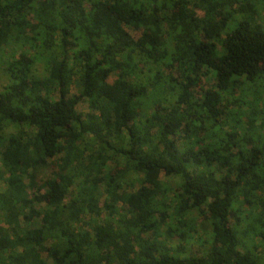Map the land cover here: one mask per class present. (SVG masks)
Instances as JSON below:
<instances>
[{
    "label": "trees",
    "instance_id": "1",
    "mask_svg": "<svg viewBox=\"0 0 264 264\" xmlns=\"http://www.w3.org/2000/svg\"><path fill=\"white\" fill-rule=\"evenodd\" d=\"M263 13L0 0V264H264Z\"/></svg>",
    "mask_w": 264,
    "mask_h": 264
},
{
    "label": "rangeland",
    "instance_id": "2",
    "mask_svg": "<svg viewBox=\"0 0 264 264\" xmlns=\"http://www.w3.org/2000/svg\"><path fill=\"white\" fill-rule=\"evenodd\" d=\"M262 20L264 22V13L262 16ZM135 35L137 36L138 34L135 33ZM115 79V77H111L110 81H113ZM206 87H209L210 84L208 82L205 83ZM78 111L81 113H85L89 111V107L87 102H81L78 104ZM0 169H2V167L0 166ZM44 176V174H43ZM2 188H4V183L1 182L0 183V189L2 190ZM126 208L123 209V212L126 213ZM196 216V215H195ZM200 221V219H198ZM200 235L195 236V238L193 240H190L189 242H187V250L189 251V253L192 254H200L201 252H203L206 248H208L210 246V244L212 243L211 241V236H210V232L208 230V226L207 224L204 225V229H200ZM180 243L179 240L175 239L173 242V246L176 247L178 246ZM184 246V245H183Z\"/></svg>",
    "mask_w": 264,
    "mask_h": 264
}]
</instances>
